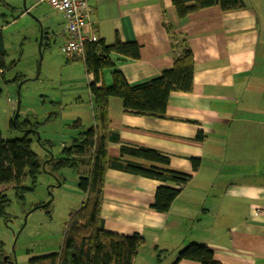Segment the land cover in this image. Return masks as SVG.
I'll return each mask as SVG.
<instances>
[{
  "label": "crops",
  "instance_id": "obj_1",
  "mask_svg": "<svg viewBox=\"0 0 264 264\" xmlns=\"http://www.w3.org/2000/svg\"><path fill=\"white\" fill-rule=\"evenodd\" d=\"M243 1L234 11L211 8L181 20L170 0H87L93 36L139 46L137 59L110 54L113 67L101 71L98 86H109L114 70L130 85L159 76L183 39L193 54L191 92L172 93L162 116L126 113L119 98H109L110 129L119 136L108 143L109 156L118 157L120 145L150 148L166 155L168 166L124 160L191 176L160 213L150 208L155 189L178 185L107 169L100 217L108 231L143 236L134 264H172L190 243L207 246L220 264H264V0ZM32 8L47 34L62 37L61 49L62 13L46 4Z\"/></svg>",
  "mask_w": 264,
  "mask_h": 264
},
{
  "label": "trees",
  "instance_id": "obj_2",
  "mask_svg": "<svg viewBox=\"0 0 264 264\" xmlns=\"http://www.w3.org/2000/svg\"><path fill=\"white\" fill-rule=\"evenodd\" d=\"M170 2L175 14L181 20L202 14L211 8L229 12L244 7L243 0H170ZM53 36L44 35L41 47H50ZM180 45L181 49L169 69L153 79L135 85H130L118 70L112 72L109 86L97 85L101 71L113 67L110 54L131 59L139 57V46L134 42H122L116 38L114 42L106 44L97 37L94 41L84 42L82 58L66 57L67 61L81 60L85 73L92 75V80L88 83V93L95 124L84 129L79 118L73 121L70 127L77 129V132L75 136L70 137L67 144L63 145L59 156L54 155L49 140L40 137L37 143L45 152L44 158L49 157L45 148L52 152L53 158L46 161L44 169L55 175L59 182H62V178L59 177L58 172L64 168L80 173L79 169L83 165L89 168V173L87 176H78V187L83 191L84 197L78 208L69 213L59 251L31 256L27 260L28 264H134L138 248L144 243L143 236L136 231L128 235L108 231L100 217L107 169H119L178 185L177 188L159 185L155 189L150 208L160 213L169 210L181 187L191 176L168 167L159 168L124 160L126 155L168 166L169 158L150 148L120 145V155L109 156L108 143L119 142L118 134L110 129L109 98H119L126 113L162 116L166 110L167 99L172 93H187L192 90L193 54L184 39L181 40ZM6 55L2 25H0V81L4 78L5 72L15 66V61H6ZM23 79L16 76L12 80H5L4 83L17 84ZM18 116L19 114L14 123L11 117L10 123L14 127L24 129L22 138L4 140L0 133V185H8L22 206L24 196L35 189L37 178L44 169L38 154L31 146L32 142L36 141L32 129L37 130L38 126L28 119L18 123ZM196 137L201 138V132H198ZM88 152L89 157L86 158ZM192 166L197 168L198 159H192ZM6 190L0 191V216L5 214L10 204ZM39 207L41 203L35 204L33 208ZM182 259L200 264H220L214 259L211 249L197 243H190L179 250L172 264H177ZM0 264H14L11 256L7 255L2 247H0Z\"/></svg>",
  "mask_w": 264,
  "mask_h": 264
},
{
  "label": "rangeland",
  "instance_id": "obj_3",
  "mask_svg": "<svg viewBox=\"0 0 264 264\" xmlns=\"http://www.w3.org/2000/svg\"><path fill=\"white\" fill-rule=\"evenodd\" d=\"M23 1L26 8L33 3V0H0L5 59L7 62L15 61V66L8 69L0 81V133L4 140L24 136L23 128L10 123L20 81L17 84L4 83L16 76L22 77L18 123L28 119L36 124L39 138L49 140L54 155L59 156L63 145L77 132L70 127L73 121L79 118L84 129L94 122L86 74L81 60L67 61L60 49V35L54 38L50 47H41V53L38 51L39 23L42 22L37 18V9L24 10ZM31 146L41 162L47 159L37 140ZM85 157H89V152ZM87 171L76 173L64 168L58 172L62 182L57 185L56 176L44 169L37 178L35 189L24 196L22 206L8 185H0V191L7 189L10 200L5 214L0 216V247L11 256L14 264H28L31 256L59 251L69 213L78 208L84 197L78 187V176H87ZM50 193L53 199L49 205L33 208L37 203L47 202ZM26 212L27 219L23 225Z\"/></svg>",
  "mask_w": 264,
  "mask_h": 264
},
{
  "label": "built area",
  "instance_id": "obj_4",
  "mask_svg": "<svg viewBox=\"0 0 264 264\" xmlns=\"http://www.w3.org/2000/svg\"><path fill=\"white\" fill-rule=\"evenodd\" d=\"M46 4L62 13L65 21V40L61 50L66 57H83L85 41H94L87 0H33L32 6Z\"/></svg>",
  "mask_w": 264,
  "mask_h": 264
},
{
  "label": "water",
  "instance_id": "obj_5",
  "mask_svg": "<svg viewBox=\"0 0 264 264\" xmlns=\"http://www.w3.org/2000/svg\"><path fill=\"white\" fill-rule=\"evenodd\" d=\"M23 8H24V10H26L24 1H23ZM39 25H40V37H39V41H38V51L41 53L40 48H41V45H42V38H43L44 35H47L48 31L46 29H43V26H42L41 23H39ZM39 57H40V60H41V55ZM38 71H39V62L37 63V73H38ZM23 81H24V79L21 80L19 82V84H18L16 108H15L14 114L12 116V122L13 123L15 122V120L17 118L18 111H19V108H20V93H19V89H20V86H21V84H22ZM32 131L36 135L37 142H39V133L36 130H33V129H32ZM45 150H46L47 153H49V157L45 161L42 162L41 166H42L43 169H44V166H45L46 161H50L53 158L52 152L49 151L47 148H45ZM59 184H60V182L57 183V185H59ZM52 199H53V195L50 193L47 202L42 203L41 204V207H45L47 204H49L52 201ZM27 214H28L27 212L24 214V217H23V225L26 222Z\"/></svg>",
  "mask_w": 264,
  "mask_h": 264
}]
</instances>
